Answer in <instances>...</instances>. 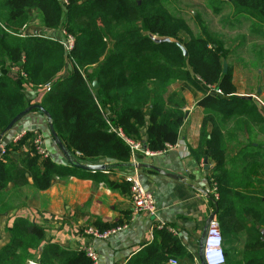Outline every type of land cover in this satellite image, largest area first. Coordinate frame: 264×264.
Returning <instances> with one entry per match:
<instances>
[{
  "label": "trees",
  "instance_id": "trees-1",
  "mask_svg": "<svg viewBox=\"0 0 264 264\" xmlns=\"http://www.w3.org/2000/svg\"><path fill=\"white\" fill-rule=\"evenodd\" d=\"M230 1L235 13L264 22V0ZM31 10L38 11L43 29H61L73 38L69 51L61 41L37 34L19 36ZM179 33L188 40L182 42ZM150 37L170 42L155 44ZM178 45L186 51L185 57ZM220 60L214 41L193 37L186 21L170 14L161 0H0V135L24 110L34 107L29 113L42 114L41 108L70 158L68 166H61L35 152L15 165L8 156L31 139L26 132L17 142L3 145L0 193L8 185L45 191L54 177L74 176L100 179L110 190L128 193L126 182L109 181L102 171H84L75 165L105 160L111 164L105 166L106 173L112 167H128L129 148L112 128L150 152L174 145L184 122L182 105L172 101L169 91V84L176 81L201 94L196 106L206 114L191 155L197 162L206 157L213 163L208 185L217 194L211 199L219 210L223 235L238 191L264 194V163L257 152L264 145L253 148L256 143L246 138L250 125L263 124L264 118L252 99L235 95L231 76L222 72ZM67 66L71 67L68 75L59 77ZM46 85L51 88L40 94L38 102L25 99L27 89L36 91ZM240 199L249 200L245 195ZM122 224L96 221L93 227L104 231ZM6 232L9 239L0 248V264H27L34 258L29 251L38 255V264H93L82 250L43 244L44 230L25 218H14ZM153 234V241L125 264H169L170 260L194 264L177 235L166 228ZM225 264L229 263L225 260ZM244 264H264V258L245 259Z\"/></svg>",
  "mask_w": 264,
  "mask_h": 264
},
{
  "label": "crops",
  "instance_id": "crops-1",
  "mask_svg": "<svg viewBox=\"0 0 264 264\" xmlns=\"http://www.w3.org/2000/svg\"><path fill=\"white\" fill-rule=\"evenodd\" d=\"M23 32L27 35L35 33L29 28ZM40 92L42 89H27L24 92L25 99L36 103L41 99ZM192 92L184 98V122L172 150L155 157L138 154L131 158L126 168L112 167L108 173L102 170L107 180L117 181L122 175L136 169L142 188L154 195L152 215H133L128 193L110 190L100 179L74 176L63 181L54 177L47 190L36 193V199L32 201L34 203L29 204L28 208L13 211V214H0V239H5L0 248L9 239L5 229L14 218L20 217L44 230L43 244L55 243L69 251L91 247L97 255L96 264H125L132 255L152 242L151 231L154 232L157 221H161L164 228L177 235L182 247L193 257V262L197 259L199 264L198 242L201 231L209 215L216 211L217 219L219 210L215 205L213 207L211 199L213 196L216 199L217 194H213V189L210 190L208 185L213 163L207 160L206 166L203 164L204 159L197 162L191 155L198 144L201 119L206 114L196 106L201 94ZM241 98L257 101L251 96ZM22 132L38 133L48 157L61 166H68L64 155L50 137L45 116L37 112L29 113L5 134L0 145L3 146ZM249 134L246 136L248 139ZM144 136L145 128L141 130L142 139ZM256 146L257 143L253 144V148ZM19 150L15 154L17 158L24 155L23 149ZM263 151L257 150L259 156H262ZM108 164L105 160H99L90 165L105 167ZM243 195L249 200L240 199ZM236 204L232 216L228 218V230L222 235L225 260L230 263V260L238 258L244 264L245 259L253 261L264 258V247H261L264 246V194L239 190ZM96 221L107 225L123 222L128 223V226L110 239L99 241L83 234V230L93 227Z\"/></svg>",
  "mask_w": 264,
  "mask_h": 264
},
{
  "label": "rangeland",
  "instance_id": "rangeland-1",
  "mask_svg": "<svg viewBox=\"0 0 264 264\" xmlns=\"http://www.w3.org/2000/svg\"><path fill=\"white\" fill-rule=\"evenodd\" d=\"M161 1L170 14L182 17L186 21L193 37L214 41L215 47L220 50L221 54L219 62L221 70H223L224 61L226 63V73L229 72L231 76L236 95L256 98L257 101H253L257 111L264 117V22L235 13L230 0ZM29 15L30 20L25 28H29L32 32H35L34 34L44 38L65 43L66 35L61 29L45 30L42 28L37 10H31ZM178 37L182 42H186L189 38L183 33H179ZM210 46H212L211 43ZM110 49L111 46L108 47L105 55L108 54ZM70 70L71 67H68L67 71L60 74V77H66ZM169 85L173 101L183 106L185 96L190 95L192 89L186 84L176 81L171 82ZM250 130L249 140L264 145V123L251 124ZM22 149L24 151L22 157L19 156L20 153H18V158L15 156L17 151L9 153V160L15 165L22 164L24 159L35 153L31 140L26 141L22 145ZM261 155L260 160L264 163V151L261 152ZM62 180L67 181L68 179ZM36 193L30 186L14 189L11 185H8L0 193V214L8 212L13 214V211L24 207L28 208L29 204L34 203L32 201L36 199ZM4 240L0 239V246L4 243ZM29 253L34 256L29 262H36V253L33 251H29ZM229 264H241V261L234 258L230 260Z\"/></svg>",
  "mask_w": 264,
  "mask_h": 264
},
{
  "label": "built area",
  "instance_id": "built-area-1",
  "mask_svg": "<svg viewBox=\"0 0 264 264\" xmlns=\"http://www.w3.org/2000/svg\"><path fill=\"white\" fill-rule=\"evenodd\" d=\"M20 37L27 36L22 32ZM65 51H69L73 44V38L66 37L65 43L61 42ZM24 77V74L21 73ZM51 88V85H46L42 88V92H48ZM216 94L220 95L218 90H215ZM115 131L117 135L123 139L125 144L128 146L131 158H134L135 155L141 154L144 157H155L159 155H164L168 151L172 150L175 147L174 145H166L165 148L161 151L157 152H150L146 149L142 148L140 142H135L133 140L125 138L120 129H111ZM26 132H22L21 134L12 137L11 141L13 143L17 142L22 136H24ZM31 145L35 150L36 154H38L41 158L48 157L47 151L43 145V139L38 133H31ZM0 153H4L3 146H0ZM120 180L126 182L129 186V201L132 205V214L137 215L140 213H146L148 215H152L154 211V195L152 192L145 191L139 181L138 178V171L133 169L130 173L122 175ZM214 194V189L212 190ZM216 197V196H215ZM128 223L122 224L120 226H116L104 231H99L95 227H87L83 230V234L89 236L94 240L99 241H106L111 237L125 231L127 229ZM155 229L164 228V224L161 221H157L156 225L154 226ZM154 235L153 230L150 234V240L153 241ZM223 240L220 230L219 222L216 218H214L211 222H209L203 241H202V248H201V262L203 264H225V254L223 251ZM85 256L91 260L93 264L97 263V255L95 251L91 247H85L82 250ZM30 264H38L36 262H29ZM194 263H198L197 259H194ZM169 264H177L175 260H170Z\"/></svg>",
  "mask_w": 264,
  "mask_h": 264
},
{
  "label": "water",
  "instance_id": "water-1",
  "mask_svg": "<svg viewBox=\"0 0 264 264\" xmlns=\"http://www.w3.org/2000/svg\"><path fill=\"white\" fill-rule=\"evenodd\" d=\"M150 39L153 41V43L155 44H160V43H169L170 40L167 39V38H164V39H155L153 37H150ZM178 47L180 48V50L182 51V54L183 56L185 57L186 56V51L183 49L182 46L178 45ZM223 73H226V63L223 61V70H222ZM93 85V88H96L97 87V83L94 81L92 83ZM34 107H29L28 109L24 110L22 113L18 114L14 119L11 120V122L7 125V127L5 128V130L3 131V133L0 135V140L3 136L4 133H7L11 130V128L16 124L18 123L22 118H24L26 115H28V113L33 109ZM42 115L45 116L46 118H48V114L43 111L41 108H38ZM48 130H49V133H50V136L52 137L55 145L58 147V149L61 151V153L64 155L67 163H69L70 161V158H69V155L68 153L66 152L65 148L62 146V144L59 142V140L57 139V137L55 136V133L52 129V126L50 125V123H48ZM203 164L206 165L207 164V158L205 157L204 160H203ZM78 169H81V170H84V171H102L104 170V166L103 165H89V164H78V165H75ZM205 169H207V167H205ZM216 216V211L211 213L209 215V217L206 219V222L204 224V227L201 231V234H200V237H199V242H198V257H199V261H200V264H203L201 262V248H202V241H203V238H204V235H205V232H206V229H207V226L209 224V222H211ZM30 264V263H29Z\"/></svg>",
  "mask_w": 264,
  "mask_h": 264
}]
</instances>
